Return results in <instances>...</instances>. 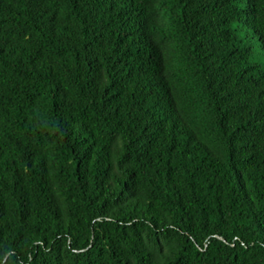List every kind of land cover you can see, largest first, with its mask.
I'll use <instances>...</instances> for the list:
<instances>
[{"label":"trees","instance_id":"1","mask_svg":"<svg viewBox=\"0 0 264 264\" xmlns=\"http://www.w3.org/2000/svg\"><path fill=\"white\" fill-rule=\"evenodd\" d=\"M0 264H264V0H0Z\"/></svg>","mask_w":264,"mask_h":264},{"label":"clouds","instance_id":"2","mask_svg":"<svg viewBox=\"0 0 264 264\" xmlns=\"http://www.w3.org/2000/svg\"><path fill=\"white\" fill-rule=\"evenodd\" d=\"M247 29H250V27H247ZM120 59H122V54L119 52H116V55L113 57L112 62H115V61L120 60Z\"/></svg>","mask_w":264,"mask_h":264},{"label":"bare ground","instance_id":"3","mask_svg":"<svg viewBox=\"0 0 264 264\" xmlns=\"http://www.w3.org/2000/svg\"><path fill=\"white\" fill-rule=\"evenodd\" d=\"M153 18H154V17H153ZM153 18H152V19H153ZM153 20H154V19H153ZM150 21H151V20H149L148 25L152 23V22H150ZM242 25H243V24H242ZM133 26H134V25H133ZM146 26H147V25H146ZM242 28H243V27H242ZM137 29H138V28H137ZM191 31H192V30H191ZM165 32H166V31H165ZM166 33H167V32H166ZM166 33H165V35H166ZM162 34H164V33H162ZM168 34H169V33H168ZM168 34H167V35H168ZM162 38H163V37H162ZM155 46H156V45H155Z\"/></svg>","mask_w":264,"mask_h":264},{"label":"rangeland","instance_id":"4","mask_svg":"<svg viewBox=\"0 0 264 264\" xmlns=\"http://www.w3.org/2000/svg\"><path fill=\"white\" fill-rule=\"evenodd\" d=\"M249 30V29H248Z\"/></svg>","mask_w":264,"mask_h":264}]
</instances>
